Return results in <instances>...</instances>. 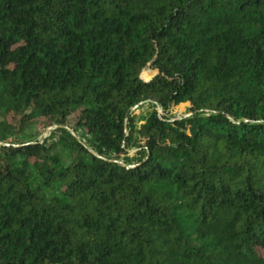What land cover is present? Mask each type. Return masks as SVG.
<instances>
[{
	"label": "trees",
	"instance_id": "16d2710c",
	"mask_svg": "<svg viewBox=\"0 0 264 264\" xmlns=\"http://www.w3.org/2000/svg\"><path fill=\"white\" fill-rule=\"evenodd\" d=\"M0 264H264V0H0Z\"/></svg>",
	"mask_w": 264,
	"mask_h": 264
},
{
	"label": "rangeland",
	"instance_id": "374dc122",
	"mask_svg": "<svg viewBox=\"0 0 264 264\" xmlns=\"http://www.w3.org/2000/svg\"><path fill=\"white\" fill-rule=\"evenodd\" d=\"M153 71H150L149 69H147L144 72V77L149 78L151 75H153ZM149 101H145L143 102L140 106L136 107L135 113L139 116V120L138 123L140 124L142 122L143 117L146 115L147 111H148V103ZM154 102V101H152ZM190 102H185L182 103L176 107H174L173 109V115L179 118L182 117H186L189 116L191 114V112L189 111L190 109ZM159 111L162 112V109L159 108ZM54 129V127H50L48 129H44L40 124L36 125L35 127H33L32 129H30V133L35 134L37 136L38 139L40 140H44L45 138L49 137L51 131ZM69 129L78 137H80V132L75 130V118L72 117L71 122H70V126ZM15 137H10L8 138V141H14ZM130 152L133 154L135 152V149H131Z\"/></svg>",
	"mask_w": 264,
	"mask_h": 264
},
{
	"label": "water",
	"instance_id": "95a60500",
	"mask_svg": "<svg viewBox=\"0 0 264 264\" xmlns=\"http://www.w3.org/2000/svg\"><path fill=\"white\" fill-rule=\"evenodd\" d=\"M138 107V106H137ZM72 132V131H71Z\"/></svg>",
	"mask_w": 264,
	"mask_h": 264
}]
</instances>
